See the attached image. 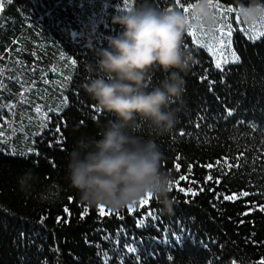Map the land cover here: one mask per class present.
Masks as SVG:
<instances>
[{
	"label": "trees",
	"instance_id": "16d2710c",
	"mask_svg": "<svg viewBox=\"0 0 264 264\" xmlns=\"http://www.w3.org/2000/svg\"><path fill=\"white\" fill-rule=\"evenodd\" d=\"M0 2V264L264 261V35L241 22L237 0H220L235 11L217 15L211 33L215 50L225 38L239 60L217 69L206 46L187 32L197 63L184 76L182 98L167 109L177 116L175 127L160 135L138 118L131 130L164 153L163 170L173 178L171 212L152 197L104 216L81 203L66 180L69 153L81 139L101 138L116 119L84 91L94 78L86 64H95L108 38L123 30L113 16L143 0ZM194 2L151 0L181 11ZM164 76L156 71L148 90ZM27 173L34 179L22 188Z\"/></svg>",
	"mask_w": 264,
	"mask_h": 264
},
{
	"label": "clouds",
	"instance_id": "9594fccd",
	"mask_svg": "<svg viewBox=\"0 0 264 264\" xmlns=\"http://www.w3.org/2000/svg\"><path fill=\"white\" fill-rule=\"evenodd\" d=\"M236 10L245 25L256 26L264 20V0L246 4L237 0ZM112 22L123 30L108 38L109 47L97 52L95 64H86L94 78L83 88L99 110L116 119L108 121L101 138L77 142L69 153L66 180L88 207L122 210L151 193L171 212L173 178L163 170L164 153L155 140L131 130L138 118L150 122L160 135L173 130L177 116L167 109L182 98L184 76L197 63L184 42L185 34L189 29L211 33L218 22L216 9L210 0H195L187 13L160 9L151 0H143L135 9L113 16ZM156 71L164 73V79L149 91L146 81ZM31 179L27 173L22 188Z\"/></svg>",
	"mask_w": 264,
	"mask_h": 264
},
{
	"label": "snow or ice",
	"instance_id": "6c2138e0",
	"mask_svg": "<svg viewBox=\"0 0 264 264\" xmlns=\"http://www.w3.org/2000/svg\"><path fill=\"white\" fill-rule=\"evenodd\" d=\"M8 2L10 3L11 0H8ZM174 2L178 4V3L180 2V0H174ZM125 3H127V0H125ZM210 3H211V4L215 7V9L217 10V11H216L217 15L222 16V17H226L227 13H232V12L235 11V9L232 8V7H226V8L223 7L222 4H221V2H220V0H210ZM189 5H191V4L189 3L188 6H189ZM188 6L183 8V11H184L185 13L188 12ZM3 8H4V4H3V2H0V11H2ZM168 9H170V8H168ZM261 23L264 24V20H262ZM188 34H189V35H192V36H195V35H196V30H195V29H189ZM257 35H258V36H260V35H264V32L257 33ZM224 36L227 37V44H228V45H231L232 28H231L230 26H228V30H227V32L224 33ZM219 45H220L221 48L224 47V45H225V40H224L223 38H221V39L219 40ZM209 50H211V47H209ZM237 60H239V57L236 55L235 52H233V53H232V61L235 62V61H237ZM73 63H75V61H73ZM223 63L227 64V63H228V59H227V58H224V59H223ZM215 66H216L217 69H221V67H222L221 61H220V60H217ZM37 111H39V109H37ZM56 130H57V132L60 131L59 128H57ZM0 134H2V130H0ZM230 166H231V165H230ZM237 166H238V165H237ZM209 167H211V166H209ZM176 169L179 170V164L176 165ZM181 178L183 179L184 177H181ZM209 178H210V177H209ZM176 183L178 184V181H176ZM172 184H173V181L170 182V186H171ZM169 190H171V187L169 188ZM181 190L183 191V189H181ZM188 191H189V192H192L193 195H196V193L193 192L191 189H189ZM186 194H187V193H186ZM243 195L247 196L248 193L245 192V193H243ZM151 198H152L151 193H149V194H147L145 197L141 198V199H140V204H141V206H143V205H144L147 201H149ZM232 198H233V197H231V196H227V197H225V199H229V200L232 199ZM135 203H136V201H133V202H132V204H135ZM97 207H98V209L100 210V215H101V216H104V215H106V214H110V213L112 212V209H108V213H105V211H104L105 206H103V205H99V206H97ZM65 211H66V212L68 211L67 208L65 209ZM129 211H132V206H131V205H129ZM87 214H88L87 207H85L83 215L86 216ZM261 264H264V261H262Z\"/></svg>",
	"mask_w": 264,
	"mask_h": 264
},
{
	"label": "rangeland",
	"instance_id": "374dc122",
	"mask_svg": "<svg viewBox=\"0 0 264 264\" xmlns=\"http://www.w3.org/2000/svg\"><path fill=\"white\" fill-rule=\"evenodd\" d=\"M264 26V24H262L261 22L259 24H257L256 26H253V30L252 33L253 34H257L261 32V28ZM194 41V43L199 44L203 47L206 46L207 51L209 53V55L213 58L214 62L216 63L217 60L221 61V64H225L223 63V59L227 58L228 59V63L227 64H232L234 63L232 61V52H230L224 45L223 48H221L220 46L218 48H216V50L212 47L213 45V41H212V33H209L208 31L205 30H200V31H196V35L192 36L190 35ZM225 40V38H223ZM225 44H226V40H225ZM209 47H211V50H209ZM226 64V65H227Z\"/></svg>",
	"mask_w": 264,
	"mask_h": 264
}]
</instances>
